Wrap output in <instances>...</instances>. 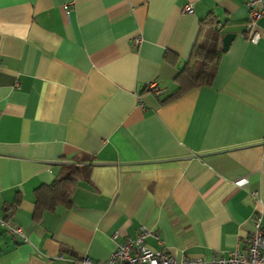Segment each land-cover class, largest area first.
<instances>
[{"label": "crops", "instance_id": "crops-1", "mask_svg": "<svg viewBox=\"0 0 264 264\" xmlns=\"http://www.w3.org/2000/svg\"><path fill=\"white\" fill-rule=\"evenodd\" d=\"M249 14L246 0H0V264L102 261L143 229L179 260L247 250L260 211L264 225V16L252 42ZM211 15L213 80L164 102ZM70 164L88 175L72 206L36 218L37 189Z\"/></svg>", "mask_w": 264, "mask_h": 264}, {"label": "built area", "instance_id": "built-area-1", "mask_svg": "<svg viewBox=\"0 0 264 264\" xmlns=\"http://www.w3.org/2000/svg\"><path fill=\"white\" fill-rule=\"evenodd\" d=\"M249 9V20L247 23L248 38L252 42H258L262 37L259 31V19L264 16V0H246ZM185 11L193 13V6L187 5ZM141 37L136 42H141ZM1 65V58H0ZM154 92H160L161 88L156 82L148 86ZM1 225H7L5 220ZM12 232L20 229L9 228ZM155 234L153 231H143L133 240H127L118 245L117 250L106 260L95 261L88 256L79 260V264H264V225L263 212L260 211L254 217V227L247 238V250L241 252L238 248L232 251L229 257H223L207 261L203 258H183L181 260L171 256L164 249L153 250L145 244V237ZM156 235V234H155ZM158 238L159 236L156 235Z\"/></svg>", "mask_w": 264, "mask_h": 264}, {"label": "trees", "instance_id": "trees-1", "mask_svg": "<svg viewBox=\"0 0 264 264\" xmlns=\"http://www.w3.org/2000/svg\"><path fill=\"white\" fill-rule=\"evenodd\" d=\"M203 22L212 30H210L211 35L202 41L200 56L192 64H186L178 73L176 80L180 84L179 92L164 102L177 98L182 93L200 84L211 83L216 74L218 61L210 60V58L206 57V53H215L218 50V42L222 35L213 15ZM201 75H204V79H200ZM87 177V172L79 165L70 164L64 166L61 173L52 183L37 189L36 218L42 217L45 211L56 210L60 205L72 206V194L74 190L79 182L87 179Z\"/></svg>", "mask_w": 264, "mask_h": 264}, {"label": "water", "instance_id": "water-1", "mask_svg": "<svg viewBox=\"0 0 264 264\" xmlns=\"http://www.w3.org/2000/svg\"><path fill=\"white\" fill-rule=\"evenodd\" d=\"M235 35L233 33H227L223 38V47L224 51H227Z\"/></svg>", "mask_w": 264, "mask_h": 264}]
</instances>
